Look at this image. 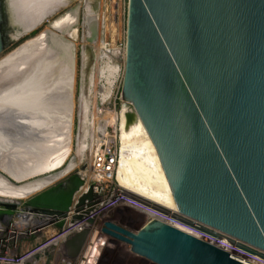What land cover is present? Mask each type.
<instances>
[{
    "label": "water",
    "instance_id": "95a60500",
    "mask_svg": "<svg viewBox=\"0 0 264 264\" xmlns=\"http://www.w3.org/2000/svg\"><path fill=\"white\" fill-rule=\"evenodd\" d=\"M5 5L0 54L33 32L22 34ZM125 20V129L138 120L146 132L177 224L264 262V0H127ZM84 184L74 173L25 201H0V220L35 213L60 228L96 203ZM101 230L153 264H250L156 220ZM93 233L73 235L58 254L77 258Z\"/></svg>",
    "mask_w": 264,
    "mask_h": 264
},
{
    "label": "bare ground",
    "instance_id": "6f19581e",
    "mask_svg": "<svg viewBox=\"0 0 264 264\" xmlns=\"http://www.w3.org/2000/svg\"><path fill=\"white\" fill-rule=\"evenodd\" d=\"M81 1L50 20L71 0H6L10 22L20 23L22 34L43 23L47 27L0 59V172L6 175L0 174V199L4 201L32 196L78 166L84 135L73 134V78ZM93 14L90 11L87 17V40L97 27ZM101 49L102 42L100 58L106 55ZM124 107L120 168L114 179L124 192L173 215L177 210L154 148L138 120L125 129L124 113L129 108ZM74 138L76 153L68 161ZM37 151L46 152L40 161L34 160ZM92 237L91 244L98 250L102 235L98 232ZM96 253L86 249L85 255L93 258Z\"/></svg>",
    "mask_w": 264,
    "mask_h": 264
},
{
    "label": "built area",
    "instance_id": "2783aa9c",
    "mask_svg": "<svg viewBox=\"0 0 264 264\" xmlns=\"http://www.w3.org/2000/svg\"><path fill=\"white\" fill-rule=\"evenodd\" d=\"M98 33L101 40V34L104 35V33H102V30H99ZM114 43L102 42L106 55L103 57L104 60L102 59L98 62V67L96 65L91 67L86 83L83 80L85 57L83 62L80 61L81 67L76 92H74L75 85L73 90L76 95V97L75 95L73 97L75 106L73 131L75 135L78 134V131L84 135L83 142L80 140L84 148L80 152L79 160L80 162L86 160L88 169L84 170L83 173L80 172V177L90 176L93 178L97 185L100 186V189L93 187L96 195L98 192L106 191L111 185L117 188L112 190L113 192L109 196L103 199L99 198V201H96L87 213H81L78 219H71L69 216L60 228L54 227L55 219L51 217L15 211V214L11 217L13 220L7 227L0 225V264H71V261L63 257L58 260L59 262L55 263L56 258H53V255L58 253L60 246L70 237L86 228H90L91 223L102 212L117 205L134 208L146 214L148 220L160 221L250 264H264V262L256 258L177 224V218L174 215L154 209L141 199L127 194L116 183H113V176L120 168L121 160L119 135L122 109L120 110L118 107V102L123 104L120 89L126 42L123 38V41L117 45ZM90 45L97 50L95 53L97 57L100 44L96 45L95 42ZM97 60L99 59L96 58ZM33 221H37L39 224L31 225ZM20 225H25L23 227L31 226L23 229ZM94 232L96 233V231ZM28 237L34 238V242L27 246L22 245L20 240ZM89 243H92L91 240H89L87 247H89ZM86 249L82 254V258H86L84 262L87 263L89 259L85 255ZM48 256H52L49 261H47Z\"/></svg>",
    "mask_w": 264,
    "mask_h": 264
},
{
    "label": "rangeland",
    "instance_id": "374dc122",
    "mask_svg": "<svg viewBox=\"0 0 264 264\" xmlns=\"http://www.w3.org/2000/svg\"><path fill=\"white\" fill-rule=\"evenodd\" d=\"M77 1L78 0H71V2L63 6L61 9H59V11H56L50 17V20L55 19L59 14H61L68 7L75 4ZM126 3H127V0H83L81 1V13L79 14V22H78L79 41L76 42V48H75V64H74V78H73L74 85H75L74 92H76V88H77V84L79 80V71L81 67L80 61L83 62L84 57H85V61H84L85 69H84L83 80H85V83H86L88 80L89 74L91 72V67L95 65L98 67V62H100L102 59L104 60L103 57L100 59V51L97 53V57H96L95 53L97 52V50L92 45H90L88 43V40L86 39V34H88V32L86 31V27L88 25V21H87L88 13L90 11H93L95 13L93 14V18L97 22L98 30H102V33H104V35L101 34V40H100V35L98 33L99 39H97V41H99V44L101 42L108 43V44L115 42L114 44L117 45L118 43L123 41V38L125 37ZM45 26L47 27V24L43 23L42 25L38 27V29H35L32 32V35H28L26 37H23L19 41H17L14 44V46H11L3 54L0 55V59L6 56L11 51H13L18 46H20V44L24 42L25 40L35 37L45 28ZM80 55H81V59H80ZM96 58L99 60L96 61ZM93 63L95 64L93 65ZM74 85H73V90H74ZM74 92H73V97L75 95ZM118 107L120 108V110L122 109L121 113L123 109L125 111L124 104L118 102ZM121 113H120V116H122ZM73 134H74V137H76L74 131H73ZM75 142L76 140L74 138L68 161L76 153V146H75L76 143ZM37 152L38 154L34 158L35 161H40L46 156V152H44L43 154H41V151H37ZM68 161L65 164V166L68 164ZM77 165L78 166L75 167L73 170L69 171L68 173L63 175L60 179L44 187L41 190H45L53 185L58 184L59 182L68 178L70 175L74 173H78L79 175H81L80 172L83 173L84 170L88 169L87 168L88 162L86 160L80 162V160L77 159ZM0 174L6 176L5 174H2L1 172ZM82 179L85 181V186L83 189H81V192H84L89 185H93V187H98V189H100V186L97 185V183L93 180L92 177L87 176V177H82ZM113 183H116L114 179H113ZM116 188L117 187H114L113 185H111L110 188L107 189L106 191H102L101 193L98 192L97 198H96L97 201H99V198L103 199L109 196L113 192L112 190ZM38 192L39 191H37L36 193ZM27 198H24L21 200H6V201H25ZM0 201H4V200L0 199ZM12 220L13 218L11 217H8V218L4 217L2 220H0V225L7 227V225L11 223ZM147 220H148V217L146 214L134 208L125 206V205H117L116 207L112 209L104 211L99 215V217L95 221H93L90 227L91 231L93 232L96 231V235L98 232L102 235V239L99 242L98 250L94 249V248H97L95 247L96 245L94 244L89 243V247H87V249H89V252L90 250L92 252L94 251L97 252L96 255L93 258L92 257L89 258L86 255V257L89 259V262L87 263L84 262L86 261V258L84 257L82 258V254L79 255L75 259H67V258L65 259L68 261H71V264H79L80 262H84L83 264H91V263L92 264H153L152 262L133 254L130 251V247L127 244H124L121 241H117L113 239L112 237H108L101 233L102 231L101 228L103 227L105 222H112L113 224L119 227H122L126 230L134 231V230H137V228H139ZM37 224H39V222L37 221H33L31 223V225H37ZM31 225H28V227H30ZM28 227H23V229L28 228ZM34 240H35L34 238L28 237V238L21 239L20 243H22V245L24 246H27V245L32 244ZM61 257H62L61 255H57L55 257L56 260L54 262L55 263L59 262L58 260ZM51 258L52 257L48 256L47 261L51 260Z\"/></svg>",
    "mask_w": 264,
    "mask_h": 264
},
{
    "label": "crops",
    "instance_id": "0c3cea01",
    "mask_svg": "<svg viewBox=\"0 0 264 264\" xmlns=\"http://www.w3.org/2000/svg\"><path fill=\"white\" fill-rule=\"evenodd\" d=\"M57 255H58V253H56L55 255H53V258H55ZM50 257H52V256H50ZM51 259H52V258H51Z\"/></svg>",
    "mask_w": 264,
    "mask_h": 264
}]
</instances>
